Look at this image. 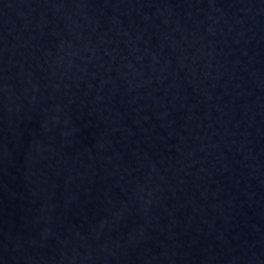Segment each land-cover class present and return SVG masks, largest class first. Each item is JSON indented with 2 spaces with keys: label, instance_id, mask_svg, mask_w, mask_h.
<instances>
[{
  "label": "water",
  "instance_id": "95a60500",
  "mask_svg": "<svg viewBox=\"0 0 264 264\" xmlns=\"http://www.w3.org/2000/svg\"><path fill=\"white\" fill-rule=\"evenodd\" d=\"M0 264H264V0H0Z\"/></svg>",
  "mask_w": 264,
  "mask_h": 264
}]
</instances>
